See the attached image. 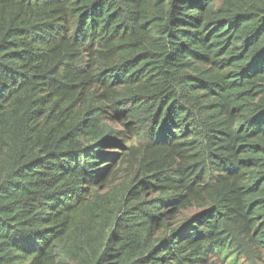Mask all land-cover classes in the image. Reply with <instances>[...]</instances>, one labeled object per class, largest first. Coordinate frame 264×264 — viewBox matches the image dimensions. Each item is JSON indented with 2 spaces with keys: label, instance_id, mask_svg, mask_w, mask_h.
<instances>
[{
  "label": "trees",
  "instance_id": "16d2710c",
  "mask_svg": "<svg viewBox=\"0 0 264 264\" xmlns=\"http://www.w3.org/2000/svg\"><path fill=\"white\" fill-rule=\"evenodd\" d=\"M264 255V0H0V264Z\"/></svg>",
  "mask_w": 264,
  "mask_h": 264
},
{
  "label": "rangeland",
  "instance_id": "374dc122",
  "mask_svg": "<svg viewBox=\"0 0 264 264\" xmlns=\"http://www.w3.org/2000/svg\"><path fill=\"white\" fill-rule=\"evenodd\" d=\"M238 264H264V255H255L254 262L250 263V261H247L246 258L243 256H240L237 260ZM217 264H224L221 262H218Z\"/></svg>",
  "mask_w": 264,
  "mask_h": 264
}]
</instances>
